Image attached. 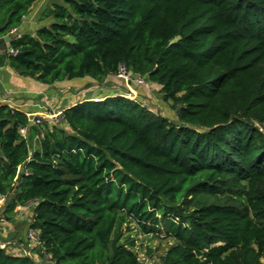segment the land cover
Instances as JSON below:
<instances>
[{
	"label": "trees",
	"instance_id": "16d2710c",
	"mask_svg": "<svg viewBox=\"0 0 264 264\" xmlns=\"http://www.w3.org/2000/svg\"><path fill=\"white\" fill-rule=\"evenodd\" d=\"M36 1L0 0V36ZM59 1L10 41L31 62L0 64L52 85L123 63L175 120L121 95L38 125L0 104L1 214L34 203L39 242L0 264H142L132 225L171 240L161 264H264V0Z\"/></svg>",
	"mask_w": 264,
	"mask_h": 264
},
{
	"label": "crops",
	"instance_id": "0c3cea01",
	"mask_svg": "<svg viewBox=\"0 0 264 264\" xmlns=\"http://www.w3.org/2000/svg\"><path fill=\"white\" fill-rule=\"evenodd\" d=\"M49 9L48 0H38L32 4L17 28V36L20 34H33L38 25L46 24L45 19H48V17L45 16V14ZM4 36H0V39H3ZM5 43V40L0 43V54L4 51L3 45ZM112 77L117 78L115 75L111 74L106 76L104 80L99 83L85 76L58 81L52 85H44L32 78L19 75L8 65L7 61L3 59V62L0 64V104H7L12 108L18 109L24 112L28 117L32 108H44L47 113H39L36 115L43 114L45 117H52L53 114H60L64 108L76 102L97 100L112 96V92H115L113 91L114 86H111L113 82ZM128 84H130L129 87H135L134 83ZM103 87H105V90H103ZM133 88L131 90L137 92ZM116 93H120V91ZM21 170L22 167L20 166L18 171ZM33 205L34 203H27L25 206H17L14 210V215L11 216L9 220L2 216L0 209V244L2 241H5V244H15V248L18 252L26 253L24 247L25 243L18 242L11 238L16 236V238L20 239L22 236V239L25 240L31 214L30 208H32ZM0 247L2 246L0 245ZM8 248L10 249V247Z\"/></svg>",
	"mask_w": 264,
	"mask_h": 264
},
{
	"label": "rangeland",
	"instance_id": "374dc122",
	"mask_svg": "<svg viewBox=\"0 0 264 264\" xmlns=\"http://www.w3.org/2000/svg\"><path fill=\"white\" fill-rule=\"evenodd\" d=\"M54 1L60 2L59 0H48L50 7H51L52 2ZM49 21H51V17H48V19H45L46 23H48ZM112 79H113L112 80L113 82L111 83V86H114L113 91H115V92H112L113 95L119 94L121 96H126V98H129L131 100H137L143 106L148 108L151 112L155 113L156 115H162L163 117H166L168 120H171V121L175 120L173 110L169 107L168 103L162 100L161 94L159 92V87L156 84H151L145 81L146 82L145 85H137L134 83L135 87L133 88V87H129L130 84L127 85L126 82H123L122 80H119L118 78L112 77ZM132 88L135 89L137 92L131 90ZM103 90H105V87H103ZM117 91H120V93H116ZM132 92H133V95H132ZM97 100H100V99H97ZM97 100H94V101H97ZM45 112L47 113V111H45L44 108H32V110H30L29 117L33 118L36 116V114L45 113ZM57 119L58 117L57 118L45 117V119H43L42 122L43 124L46 121L55 122V120ZM2 203H0V206L2 205ZM132 226H131L132 229L130 231L131 232L130 234H132V236L135 239L134 250L138 256V259L142 262V264H161V256L163 255L167 246L170 244L171 240L161 238L163 237V235H161L160 238H156L152 234H142L138 230L137 227H134V226L132 227ZM22 238H23L22 236L20 237V239L14 236L11 239H15L18 242L26 243L29 246L28 247L29 251L27 250L26 253L24 254L26 255L29 254L30 257L36 260L35 259L36 256L32 254L34 247L31 248V245L29 244L26 235H25V240H23ZM0 245L2 247L8 246L10 247V250L18 252L17 249L15 248L16 246L15 244H9V243L5 244V241H2ZM39 264H50L48 257L46 256L43 262L42 263L40 262Z\"/></svg>",
	"mask_w": 264,
	"mask_h": 264
},
{
	"label": "built area",
	"instance_id": "2783aa9c",
	"mask_svg": "<svg viewBox=\"0 0 264 264\" xmlns=\"http://www.w3.org/2000/svg\"><path fill=\"white\" fill-rule=\"evenodd\" d=\"M9 53L13 54L15 53V51L9 49ZM117 78L121 79L123 82L128 83H135L137 85H145L146 82L145 80L138 76V75H134L132 74L123 63H120L117 67V70L114 74ZM126 97V96H124ZM59 116V114H53L51 118H57ZM28 122L32 121V124H40L42 122L43 119H45L44 115H36L33 118L28 117ZM19 133L22 136H26V129L25 127H20L19 128ZM35 138H37V136H35ZM3 202V197L0 195V203ZM27 240L29 242V244L33 245V244H39L38 240H37V236H36V232L33 230H28L27 234H26ZM27 256L30 257L29 254H27Z\"/></svg>",
	"mask_w": 264,
	"mask_h": 264
},
{
	"label": "water",
	"instance_id": "95a60500",
	"mask_svg": "<svg viewBox=\"0 0 264 264\" xmlns=\"http://www.w3.org/2000/svg\"><path fill=\"white\" fill-rule=\"evenodd\" d=\"M17 34H18V30H17V28L16 29H14L11 33H9L8 35H6V36H4V38L3 39H0V43L3 41V40H5V44L3 45V50L5 51V50H7V51H9V49H10V41L15 37V36H17ZM14 56L17 58V59H19L20 61H22V62H24V63H29V62H31L30 60H28V59H26L25 57H24V53L23 52H15L14 53ZM29 125H32V121H30L29 122ZM30 153V152H29ZM1 155V154H0Z\"/></svg>",
	"mask_w": 264,
	"mask_h": 264
}]
</instances>
